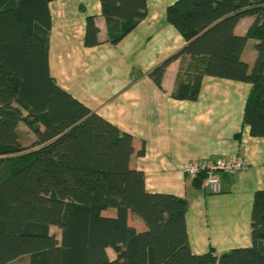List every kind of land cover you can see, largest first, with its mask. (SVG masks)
<instances>
[{
    "label": "trees",
    "instance_id": "obj_1",
    "mask_svg": "<svg viewBox=\"0 0 264 264\" xmlns=\"http://www.w3.org/2000/svg\"><path fill=\"white\" fill-rule=\"evenodd\" d=\"M48 1L0 0V264L22 257L25 264H264V191L253 197L250 247L191 252L187 201L147 192L143 172L129 167L132 137L51 77ZM99 2L111 45L146 17V0ZM165 16L185 45L149 78L160 87L167 64L183 56L174 100H196L204 77L249 84L242 121L251 137L264 138V0H177ZM244 16L254 21L237 36ZM97 35L87 17L84 46H98ZM248 39L255 40L251 68L241 60ZM20 124L33 135L29 146ZM130 215L142 230L129 225Z\"/></svg>",
    "mask_w": 264,
    "mask_h": 264
},
{
    "label": "crops",
    "instance_id": "obj_2",
    "mask_svg": "<svg viewBox=\"0 0 264 264\" xmlns=\"http://www.w3.org/2000/svg\"><path fill=\"white\" fill-rule=\"evenodd\" d=\"M175 1L146 0L144 20L111 45L99 0H49L48 68L59 88L132 137L129 167L143 172L147 192L187 201L191 252L211 250L217 256L251 246L253 197L264 191V138L251 137L242 121L249 84L204 77L196 100H174L171 93L183 56L167 64L160 87L149 78L153 68L185 45L166 21V8ZM90 16L99 45L87 48L83 40ZM253 21L252 16L241 17L234 34L246 35ZM254 44L248 39L241 53L248 68L255 60ZM24 130L20 142H33V135ZM235 158H241L244 167L220 174L218 194L198 187L180 171L187 162Z\"/></svg>",
    "mask_w": 264,
    "mask_h": 264
},
{
    "label": "built area",
    "instance_id": "obj_3",
    "mask_svg": "<svg viewBox=\"0 0 264 264\" xmlns=\"http://www.w3.org/2000/svg\"><path fill=\"white\" fill-rule=\"evenodd\" d=\"M244 162L241 158L233 160H216L210 163L187 162L180 166V171L191 179H201V187L210 194L221 192L220 174H233L242 170Z\"/></svg>",
    "mask_w": 264,
    "mask_h": 264
},
{
    "label": "rangeland",
    "instance_id": "obj_4",
    "mask_svg": "<svg viewBox=\"0 0 264 264\" xmlns=\"http://www.w3.org/2000/svg\"><path fill=\"white\" fill-rule=\"evenodd\" d=\"M20 129H21V134H23L25 131L24 127L21 126ZM22 139H23L22 145L29 146L31 144V140L29 138L25 139V140H24V138H22ZM113 214H114L113 210H108V211L104 212L105 216H113ZM129 225L134 226L135 228H140V225L142 226V228L144 227L143 223L132 215H130ZM50 232L52 234H54L57 238L59 237V230L56 227H52L50 229ZM107 254H108V257L110 259L114 258V254L110 249L107 250ZM26 261H27V257H22V258L18 259L17 261H15L13 264H25Z\"/></svg>",
    "mask_w": 264,
    "mask_h": 264
}]
</instances>
